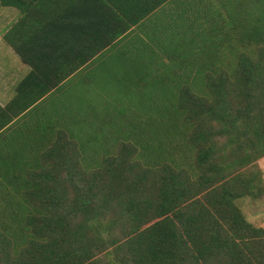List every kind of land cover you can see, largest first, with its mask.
I'll return each mask as SVG.
<instances>
[{
  "label": "trees",
  "instance_id": "16d2710c",
  "mask_svg": "<svg viewBox=\"0 0 264 264\" xmlns=\"http://www.w3.org/2000/svg\"><path fill=\"white\" fill-rule=\"evenodd\" d=\"M166 1L0 0L20 15L3 39L30 69L0 106V132ZM255 56L197 93L182 87L179 115L148 158L120 143L85 169L74 141L54 132L40 168L24 172L22 228L18 214L2 221L0 264H264V228L235 204L264 195V54ZM185 147L192 159L175 166Z\"/></svg>",
  "mask_w": 264,
  "mask_h": 264
},
{
  "label": "rangeland",
  "instance_id": "374dc122",
  "mask_svg": "<svg viewBox=\"0 0 264 264\" xmlns=\"http://www.w3.org/2000/svg\"><path fill=\"white\" fill-rule=\"evenodd\" d=\"M17 14L18 11L14 8L0 6V21H3L0 24H7ZM221 19L224 26L230 29L232 42L230 45L228 41L218 45L213 40L212 43H216L217 47L210 49L223 51L222 54L202 50L183 55L187 59L192 57L195 62L184 64L181 68L182 56L175 59L166 53L155 51L156 54L152 57L156 59L155 65L158 69L136 70L137 74H133L130 70L132 65L128 48L115 44L97 56L93 63L87 64L81 72L69 78L49 95L46 102H41L30 112L31 115L29 113L30 116L22 127V162L26 164L22 167L15 166L10 171L14 174L12 176H4L1 172L6 167L0 165V234H7L2 228V221L10 223V216L15 214H18V224L15 227L22 228V217L25 213L21 208L20 195L23 175L29 167L35 170L40 168L39 156L48 148L51 138L55 139L54 132H64L74 141L81 165L85 169H96L100 167L104 157L115 156L120 143L132 144L139 153H144L143 158H148L150 149L163 144V129L167 131L170 125L168 119L179 115L173 105L182 87H188L197 93L204 89L208 76L214 77L220 71L234 70L237 66L235 61L242 55L256 57L241 53L245 47L239 44V35L244 29L252 26L264 29V17H246L247 23H240L239 17ZM224 61L228 64L223 63ZM225 65L228 68L222 70L221 66ZM187 131L186 129V133ZM41 132L47 140H38L36 137L32 139L34 134L36 136ZM44 139L45 141H42ZM174 142L184 148L179 138ZM141 147H144V150ZM185 150L186 158L178 157L180 160L175 161V166L183 167L192 159L190 150L186 147ZM1 152L2 150L0 159ZM257 165L264 181V158L260 159ZM13 176H16L14 182H18L17 186L7 182L8 177ZM17 201L20 203L19 208ZM235 204L249 222L264 228V195L258 199L240 198ZM23 242V239L14 241V253L18 252Z\"/></svg>",
  "mask_w": 264,
  "mask_h": 264
},
{
  "label": "crops",
  "instance_id": "0c3cea01",
  "mask_svg": "<svg viewBox=\"0 0 264 264\" xmlns=\"http://www.w3.org/2000/svg\"><path fill=\"white\" fill-rule=\"evenodd\" d=\"M19 17L18 13L7 24H0V106L2 107L13 98L17 84L30 71L3 39ZM221 17H239L240 23H247L246 17H264V0H167L121 36L115 44H119L121 48H128L132 65L130 70L133 74H137L136 70L158 69L155 65L156 59L152 57L156 54L155 51L166 53L175 59L182 56L181 68H183L184 64L195 62L192 57L187 59L183 55L211 50L210 47H217L216 43L219 45L228 41L229 45L231 44L232 34L229 32L230 29L224 26ZM239 37L241 39L239 44L245 47L241 53L264 54V29L252 26L244 29ZM213 40L216 43H212ZM208 53L222 54L223 51L211 50ZM95 58L90 63H93ZM238 62L239 59L235 61L236 64ZM223 63L228 64L226 61ZM226 65L221 66V69H227ZM84 67L86 65L77 72H81ZM49 95L43 98L42 103L46 102ZM32 111L13 121L0 132V150H2L0 161L5 163L0 162V165L6 167L2 172L4 176H12L10 171L15 166L26 164L22 162L24 157L22 127ZM7 163L9 165H6Z\"/></svg>",
  "mask_w": 264,
  "mask_h": 264
}]
</instances>
